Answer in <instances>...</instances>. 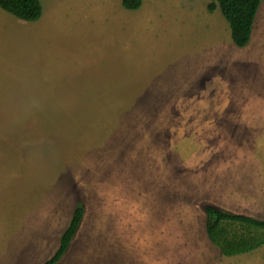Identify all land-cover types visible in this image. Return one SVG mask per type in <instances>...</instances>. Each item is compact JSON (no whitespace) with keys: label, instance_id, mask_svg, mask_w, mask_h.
Listing matches in <instances>:
<instances>
[{"label":"rangeland","instance_id":"1","mask_svg":"<svg viewBox=\"0 0 264 264\" xmlns=\"http://www.w3.org/2000/svg\"><path fill=\"white\" fill-rule=\"evenodd\" d=\"M210 1L0 8V264L48 259L78 203L55 264H264L203 210L264 218V0L242 48Z\"/></svg>","mask_w":264,"mask_h":264},{"label":"trees","instance_id":"2","mask_svg":"<svg viewBox=\"0 0 264 264\" xmlns=\"http://www.w3.org/2000/svg\"><path fill=\"white\" fill-rule=\"evenodd\" d=\"M262 0H211L207 10L216 6L227 21L232 43L245 46L250 39L253 20ZM121 5L136 10L141 0H121ZM0 8L25 21H35L41 15L40 0H0ZM205 233L224 256L248 253L264 245V218L234 214L212 205H205ZM83 215V206L76 204L70 221L59 237L52 255L41 264H55L67 250Z\"/></svg>","mask_w":264,"mask_h":264},{"label":"crops","instance_id":"3","mask_svg":"<svg viewBox=\"0 0 264 264\" xmlns=\"http://www.w3.org/2000/svg\"><path fill=\"white\" fill-rule=\"evenodd\" d=\"M258 12V11H257ZM257 12H256V14H255V17H254V20H253V25H254V23H255V20H256V15H257ZM253 25H252V27H253ZM224 26V25H223ZM221 27L222 28V31L224 32L225 31V26L224 27ZM223 28H224V30H223ZM251 36V38H252V35H250ZM232 42V41H231ZM237 47V46H236ZM244 47V46H243ZM240 48H242V47H240ZM222 95V94H221ZM208 133V132H207ZM209 134V133H208ZM215 139H219V138H215ZM221 139V138H220Z\"/></svg>","mask_w":264,"mask_h":264}]
</instances>
